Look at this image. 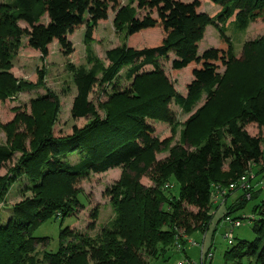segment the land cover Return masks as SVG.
<instances>
[{
    "label": "trees",
    "instance_id": "1",
    "mask_svg": "<svg viewBox=\"0 0 264 264\" xmlns=\"http://www.w3.org/2000/svg\"><path fill=\"white\" fill-rule=\"evenodd\" d=\"M133 1L144 15L138 18L132 9H121L127 22V37L155 28H162L164 37L154 47L134 49L122 45L106 51L109 66L102 73L101 82H115L126 68L127 80L139 83L149 77L156 83H150L157 85L156 91L144 96V87L133 85L105 106L100 117L94 113L89 99L99 67L79 66L72 70L76 93L70 104L71 116L87 123L82 128L73 127L70 135L60 138L46 130L30 152L22 143L18 144L22 156L17 166L9 177H0V205L17 177L24 176L28 184L22 191V200L10 207L11 217L0 222V264H148L145 258L155 259L158 254L168 260L169 252L175 253L178 243L183 252L188 243L185 237L196 231L203 233L210 224L209 211L214 208L212 186H228L240 176H247L251 185L249 174L261 162L262 149L261 137L249 135L247 129L255 124L264 130V39L245 43L239 59V65L252 72L259 85L250 93L237 95L236 110L213 120L203 129L205 132L201 130L204 132L201 136L189 138L187 128L200 116L199 110L194 109L201 98L206 96L207 100L216 101L213 99L216 94L231 89L232 81L224 83L219 68L233 63V45L222 37L218 47L199 53L198 42L205 25L215 20L221 22L225 25L218 29L222 35L230 25L238 32L246 31L250 21L259 16L264 18V0H209L218 7L216 15L211 17L200 13V0ZM117 4V0H3L0 60L10 63L12 46L19 48L23 38L27 47L39 52L42 59L48 56L53 42L68 57L74 52L69 42L73 32L85 26V37L90 40L97 24L107 19L110 6L115 8ZM256 12L262 13L256 15ZM44 15L46 20L42 22ZM168 58L171 70L190 69L192 80L184 95L176 93L164 76L160 62ZM0 75L8 79L5 89L12 93L41 88L37 83H16L2 70ZM168 100H173L181 113L189 115L174 144L175 126L171 128V136L164 140L156 139L152 126L153 121L168 115ZM154 149L167 153V158L158 163L145 161V153ZM13 155L11 149L0 145V168ZM119 167L128 171L113 190L110 204L114 218L107 228L93 237L69 228L61 229L58 250L47 252L44 249L47 239L34 237V231L51 220L60 218L62 223L76 209H83L79 192L69 188L66 182ZM147 174H150V187L140 184L142 176ZM260 185L259 188H264V182ZM237 190L243 192L238 187ZM261 191L251 185L249 199L243 192L237 204L234 203L236 209L232 206L223 217L240 222L245 219L251 223L254 236L248 241L236 239L233 234V244L227 246L223 255L225 264H264V200L251 208L249 218L231 216L235 210H242L258 199ZM96 212L90 217L92 220ZM93 227L92 224L88 229ZM208 253L210 250L205 256Z\"/></svg>",
    "mask_w": 264,
    "mask_h": 264
},
{
    "label": "rangeland",
    "instance_id": "2",
    "mask_svg": "<svg viewBox=\"0 0 264 264\" xmlns=\"http://www.w3.org/2000/svg\"><path fill=\"white\" fill-rule=\"evenodd\" d=\"M3 0H0L2 2ZM182 2H190L191 0H179ZM118 4L115 8L110 6L107 19L99 22L93 30L92 36L89 39L85 37V26L77 28L71 35L70 41L74 52L70 56L62 55L57 43H51L49 46V54L45 59H42L40 53L33 51L27 47L26 39L21 40L19 48L12 46L11 61L0 60V70L10 74L14 82L25 81L32 84H40L41 88L30 92H17L12 93L6 90L7 78L0 75V145H4L11 149L14 153L13 159L7 162L0 168V177L10 175L11 171L15 169L21 153H19L18 144H23L27 152H30L31 147L35 141L45 134L48 130L55 138L64 137L72 133L73 127L82 128L87 120L78 119L74 120L71 116L72 100L75 96V87L72 79V70L83 66L91 68L92 65L99 67L100 71L96 76L95 81L90 90V104H92L93 111L100 117L104 115V107L111 105L114 99L119 94H122L132 86L139 85L144 88V96L152 94L156 91V86H150V83L155 85L151 78L144 79V81L133 83L134 81L127 80L126 68H123L118 79L113 83H102V73L108 68L109 62L106 59V51L128 45L132 43L137 49L146 48L147 40L141 36L142 32L133 37H127L126 29L127 22L124 15H122V8L128 7L133 10L135 17L141 18L144 14L143 11L137 9V4L133 0H117ZM201 10L206 17L216 15L218 7L209 0H200ZM212 5L214 12H211ZM262 13V12H260ZM256 12V15L260 14ZM153 17L156 15L153 13ZM45 15L41 17V21L45 22ZM251 24L246 31L238 32L230 25L224 28L223 35L218 29H223L225 25L221 22L213 21L205 25L203 33L198 42L199 51L218 47L222 43V37H226L233 45V63L227 67H220L219 72L222 76L224 83L232 81L230 90L224 93L216 94L213 99L207 100L206 96L201 98L194 111L199 110L200 116L197 121L187 128V136L194 138L201 136L205 131V127L213 120H220L223 114H231L237 108L238 98L240 93L247 94L253 91L259 84L256 81L252 72L248 71L242 65H239L244 53L243 45L264 39V18L259 16L256 20L250 21ZM22 27H25L21 24ZM146 30V31H154ZM157 32V30H155ZM158 33V32H157ZM164 37L158 35L156 42L149 43V47L159 45ZM154 45V46H152ZM245 46V45H244ZM226 47V45H225ZM224 47V48H225ZM172 55H170V58ZM169 58L160 62L167 82L172 86L173 90L182 94L186 92V86L192 80V75L189 68L182 69L178 72L171 70ZM146 70L151 69L146 67ZM145 70V71H146ZM41 73V75H39ZM9 76V75H8ZM10 76V77H11ZM132 84V85H131ZM138 90V89H137ZM147 90V91H145ZM221 90L220 92H222ZM117 93V94H116ZM48 95L47 97H45ZM113 96V97H112ZM112 98V99H111ZM166 118L162 120L153 121L155 129V137L158 140H164L171 136V128H176V138L174 143L178 141V134L184 129L182 125L189 117L181 113L180 109L173 104V100H168ZM203 130L204 132H201ZM217 131V130H216ZM215 131V132H216ZM249 135L261 137L262 158L261 162L254 171L251 172L256 177L251 181V185L255 190L261 189V194L258 199L252 200L248 205L241 209L235 210L231 215L232 217H250L251 208L264 200V188H259L264 182V130L261 127L253 124L247 129ZM167 153L156 151V149L145 153L144 160L147 162H162L167 158ZM154 167V166H152ZM152 167L148 168L151 172ZM127 169L121 167L108 170L102 174H90L85 178L74 179L66 182V185L73 190L79 192L78 198L83 205V209H76L74 215L66 217L62 223L61 219L51 220L43 223L34 231V237L39 239H47L45 242V250L47 252H56L59 247V235L61 229L69 228V230L80 231L93 237L98 235L104 228H107L109 222L114 218L113 208L110 200L114 196L113 190L118 188L121 180L120 177ZM22 171V170H21ZM128 171V170H127ZM150 174L142 176L140 184L144 187L152 185ZM28 184L24 176L16 178L14 183L10 184V188L4 202L0 205V222L4 223L11 217V208L13 205L22 200V191ZM171 184V183H170ZM178 187L175 189V194ZM29 196L27 193L24 194ZM243 195L241 190H237L231 194L225 205L212 209L211 221L207 229L201 233L196 231L193 235L185 237L188 241L184 245L183 252L171 253L169 252V259L165 260L161 255H156L155 259L145 258L148 264H176L186 259L195 264L200 262V247L202 246V253L205 255L208 250L212 253L211 264H225L223 255L227 250V243L223 239L222 233L224 228L220 223L223 217L227 214L228 210L234 207V203ZM237 202L235 203V205ZM237 207V206H235ZM234 207V208H235ZM236 209V208H235ZM97 211L96 218H90L94 211ZM192 210V209H191ZM215 211V212H214ZM94 225L92 229H88L90 225ZM236 239L252 240L254 238L251 231V223H247L244 219L241 226L234 230L233 233ZM191 242L198 244L199 247L192 246ZM175 250V249H174ZM173 250V251H174ZM227 264H233L227 263Z\"/></svg>",
    "mask_w": 264,
    "mask_h": 264
},
{
    "label": "built area",
    "instance_id": "3",
    "mask_svg": "<svg viewBox=\"0 0 264 264\" xmlns=\"http://www.w3.org/2000/svg\"><path fill=\"white\" fill-rule=\"evenodd\" d=\"M253 173L249 174V177L253 180L254 176ZM250 183L248 182V178L247 176H240L239 180L236 183H231L228 186H220V185H214L212 186V193H211V202L214 204H223L225 202V197L227 195H229V193L235 191V189L238 187L240 189L243 190L244 194H245V198L249 199L250 197V188L251 185H249ZM224 228L223 231V238L226 241L227 245H229L231 247V245L233 244V233L232 230H234V228L240 227L241 226V222L238 220H233L231 217H225L223 219V221L220 223ZM189 241V240H188ZM192 246L195 247H199L198 244L191 242ZM202 246L200 247V262H198L199 264H209L208 262L211 261L212 259V254L208 253L206 256L203 255L202 253ZM180 250V251H178ZM177 252H181V247L179 245V243L176 245V250ZM176 264H195L193 262H191L190 260L186 259L184 261H180Z\"/></svg>",
    "mask_w": 264,
    "mask_h": 264
},
{
    "label": "crops",
    "instance_id": "4",
    "mask_svg": "<svg viewBox=\"0 0 264 264\" xmlns=\"http://www.w3.org/2000/svg\"><path fill=\"white\" fill-rule=\"evenodd\" d=\"M210 11H211V12H214L213 5H212V10H210ZM202 13H203V12H202ZM152 30H153V29H152ZM155 30H157L158 33L155 32ZM155 30L152 31V32H150V31H143V32H142L143 35H142L141 37H142L143 39H146V40H147V48L149 47V43L151 42V39H148V38H152V43H155V42H156V38H157V36L160 35V34L162 35V33H163L162 28H155ZM162 37H163V36H162ZM162 37H161V38H162ZM128 46L133 47L134 49L136 48V46H135L134 44H132V43H129ZM152 46H154V45H152ZM198 48H199V45H198ZM198 48H197V49H198ZM203 51H205V50H200V51H199V49H198V52H199V53H202ZM169 57H170V55H169ZM172 59H173V55H172ZM168 63H169V62H168ZM148 70H152V69H148ZM184 94H185V93H182L181 95H184ZM153 125H154V124H153ZM153 125H152V126H153ZM230 196H231V195H230ZM226 201H227V200H226ZM213 207H214V208L216 207V208H217L216 211H217L218 208H219V204H215V203H214ZM212 209H213V208H212ZM212 209H210V211H212ZM210 211H209V212H210ZM210 214H211V212H210Z\"/></svg>",
    "mask_w": 264,
    "mask_h": 264
}]
</instances>
